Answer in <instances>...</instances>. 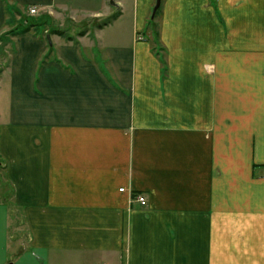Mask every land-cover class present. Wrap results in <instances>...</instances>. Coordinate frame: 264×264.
<instances>
[{
    "label": "crops",
    "instance_id": "1",
    "mask_svg": "<svg viewBox=\"0 0 264 264\" xmlns=\"http://www.w3.org/2000/svg\"><path fill=\"white\" fill-rule=\"evenodd\" d=\"M154 4L0 0V264H264V0Z\"/></svg>",
    "mask_w": 264,
    "mask_h": 264
},
{
    "label": "built area",
    "instance_id": "2",
    "mask_svg": "<svg viewBox=\"0 0 264 264\" xmlns=\"http://www.w3.org/2000/svg\"><path fill=\"white\" fill-rule=\"evenodd\" d=\"M36 10L37 9L34 6L29 8L30 13H34V12H36ZM123 189H124L123 187L120 188V190H123ZM135 198L140 204H142V205L146 204V200L142 195H136Z\"/></svg>",
    "mask_w": 264,
    "mask_h": 264
},
{
    "label": "rangeland",
    "instance_id": "3",
    "mask_svg": "<svg viewBox=\"0 0 264 264\" xmlns=\"http://www.w3.org/2000/svg\"><path fill=\"white\" fill-rule=\"evenodd\" d=\"M158 12V11H157ZM159 13V12H158ZM90 20V19H89ZM151 20V19H149ZM111 30V26L104 28L103 30L99 31L96 35H102V37L106 38L107 33Z\"/></svg>",
    "mask_w": 264,
    "mask_h": 264
},
{
    "label": "water",
    "instance_id": "4",
    "mask_svg": "<svg viewBox=\"0 0 264 264\" xmlns=\"http://www.w3.org/2000/svg\"><path fill=\"white\" fill-rule=\"evenodd\" d=\"M113 0H111L112 2ZM161 0H155V4L153 6V10H152V16L155 14L157 8L160 6Z\"/></svg>",
    "mask_w": 264,
    "mask_h": 264
},
{
    "label": "trees",
    "instance_id": "5",
    "mask_svg": "<svg viewBox=\"0 0 264 264\" xmlns=\"http://www.w3.org/2000/svg\"><path fill=\"white\" fill-rule=\"evenodd\" d=\"M155 15V14H154Z\"/></svg>",
    "mask_w": 264,
    "mask_h": 264
}]
</instances>
